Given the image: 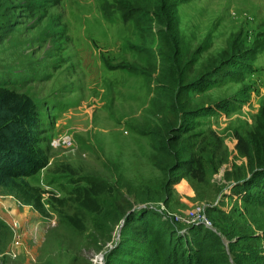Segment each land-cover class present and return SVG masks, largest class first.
Instances as JSON below:
<instances>
[{"label":"rangeland","instance_id":"rangeland-1","mask_svg":"<svg viewBox=\"0 0 264 264\" xmlns=\"http://www.w3.org/2000/svg\"><path fill=\"white\" fill-rule=\"evenodd\" d=\"M145 1L40 10L39 0H0V89L27 97L39 117L20 169L47 209L0 188V264H120L126 206L155 210L181 234L204 225L228 264H264V174L247 159L259 111L244 110L264 76V0H149L153 19L175 14L176 34L140 28L131 15ZM196 110L211 113L183 114ZM63 137L70 147L52 145ZM95 179L110 188L90 212L79 200Z\"/></svg>","mask_w":264,"mask_h":264},{"label":"trees","instance_id":"trees-1","mask_svg":"<svg viewBox=\"0 0 264 264\" xmlns=\"http://www.w3.org/2000/svg\"><path fill=\"white\" fill-rule=\"evenodd\" d=\"M59 1L39 0L38 7L40 10L51 8L58 5ZM145 2L149 7L131 15L135 16L134 20L140 28H142L140 23L149 26L157 23L176 34L178 19L175 14L170 13L167 17L153 19V13H150L149 9L151 8L150 1L146 0ZM153 3L156 2L153 0ZM149 34L153 36V31H149ZM161 38L163 39V37ZM145 43L147 44L148 41ZM163 44H167L165 47L170 45L167 39H163ZM27 103H29L27 97L17 96L13 91L0 89V188L15 191L23 205L30 206L40 215L46 216L47 209L43 203L45 192L24 179L26 173L20 169L25 160L22 159V154L27 151V145L31 139V128L39 120L37 113L34 112V105H27ZM198 112L201 114L211 113L210 111L196 110L183 111V114L192 117L198 115ZM179 126L178 124L172 128L173 133H176L174 137H177ZM247 139L250 148L247 155L248 167L253 169L256 175L264 174V104L256 116L255 126L248 133ZM186 153L187 151L183 150L182 154ZM164 155L171 157L172 153L165 152ZM176 164L178 163L175 161ZM173 170L178 171L177 167ZM109 188V183L105 180L95 179L89 182L88 187L84 188L80 194L81 207L95 212L96 206H98L95 196ZM121 217L123 224L119 235L120 243L112 253V255H116L115 262L120 264H228L229 256L221 236L204 225H194L187 231V234H181L155 210L135 211L129 206L123 208ZM69 220L79 230L80 221L71 217ZM7 241V227L0 221V255L4 253ZM240 259L247 261L245 256H241Z\"/></svg>","mask_w":264,"mask_h":264},{"label":"crops","instance_id":"crops-1","mask_svg":"<svg viewBox=\"0 0 264 264\" xmlns=\"http://www.w3.org/2000/svg\"><path fill=\"white\" fill-rule=\"evenodd\" d=\"M259 69V73L260 74H264V68L260 67V65H258L257 67ZM264 79V76H263ZM263 79H258L255 81V83H250L251 84H255L256 86L254 88H256L258 86V92L254 91V88H252V90L250 89V91L247 92L248 95V99L244 100L245 102H249V104H247L244 107L245 111H259L260 108L262 107V105L264 104V80ZM252 87V86H251Z\"/></svg>","mask_w":264,"mask_h":264},{"label":"built area","instance_id":"built-area-1","mask_svg":"<svg viewBox=\"0 0 264 264\" xmlns=\"http://www.w3.org/2000/svg\"><path fill=\"white\" fill-rule=\"evenodd\" d=\"M52 145L53 146H60V145H66L67 147H70L72 145V141L69 140L68 138L66 137H63L61 139H58L57 141H53L52 142ZM176 218H179V217H176ZM203 220H204V216H203ZM193 221V220H192ZM204 224L207 226V224L204 222ZM10 255H12V257H15L16 254H15V251L14 250H11L10 251Z\"/></svg>","mask_w":264,"mask_h":264}]
</instances>
